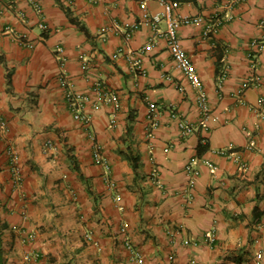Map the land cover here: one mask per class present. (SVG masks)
Wrapping results in <instances>:
<instances>
[{"label":"crops","instance_id":"0c3cea01","mask_svg":"<svg viewBox=\"0 0 264 264\" xmlns=\"http://www.w3.org/2000/svg\"><path fill=\"white\" fill-rule=\"evenodd\" d=\"M141 1L0 0V264H264V0L176 11L207 125L162 34L126 38Z\"/></svg>","mask_w":264,"mask_h":264},{"label":"built area","instance_id":"2783aa9c","mask_svg":"<svg viewBox=\"0 0 264 264\" xmlns=\"http://www.w3.org/2000/svg\"><path fill=\"white\" fill-rule=\"evenodd\" d=\"M157 1L163 8V11L152 13L149 10V2ZM183 3V0H142L140 2V6L142 9V13L140 16V19L136 22H134L132 25H130L129 30L126 31V38L130 39L133 36V33L137 30H139L142 27H148L152 28L156 31H158L162 36L165 38L167 42L168 49L176 63V65L182 70L185 77L198 89H200V93L198 95V104L200 109L203 111V123L207 125L209 120L211 119V113L209 112V105H208V97L207 94L202 91V81L201 77L199 76L196 67L194 65V62L186 49L181 44V41L179 39V32L178 27L180 25H193L198 24L202 21V18L200 16H191V15H176V11L180 8L181 4ZM163 20H166V28L164 30L160 29V24ZM42 27L45 29V26L42 25ZM212 27L206 31V33H209L211 31ZM153 44L149 43L147 45L148 48L152 47ZM64 61V60H63ZM226 76V70H223L220 78L223 79ZM64 85L66 83V80H63L62 82ZM257 84V81L254 79L253 81H247L244 87L255 85ZM95 93L99 96V100L101 102L107 103V104H118L119 102V96L116 91L112 90L111 88L107 87L102 82L96 83V86L94 87ZM69 97L72 99L73 94H68ZM78 101V96L76 97V100L72 101L73 103ZM79 102V101H78ZM76 103L73 105L74 110V118L84 123V125L89 128L91 123V118L88 115H85L81 112L80 106L81 104ZM261 102H263V99H261ZM157 105L154 103L150 104V115L149 117L153 120V124H157L159 112L157 111ZM179 126L183 129V131L187 134L191 131V128H189L182 120H179ZM8 131V124L6 120L0 116V132H7ZM90 137L92 138L94 145H93V151H94V159L96 162L107 165V160L104 157L102 153V146L100 143L97 142L95 136L93 133H89ZM46 145L50 148H53V143L51 141H47ZM12 151V150H11ZM15 164V161H14ZM190 172L196 176L198 174L197 168L193 166H188ZM212 236V235H210ZM187 242H190L189 240ZM128 246L130 244L128 243ZM25 260L27 264H33L34 259L33 255L31 253H27L25 256Z\"/></svg>","mask_w":264,"mask_h":264},{"label":"trees","instance_id":"16d2710c","mask_svg":"<svg viewBox=\"0 0 264 264\" xmlns=\"http://www.w3.org/2000/svg\"><path fill=\"white\" fill-rule=\"evenodd\" d=\"M199 151H201V147H200V150Z\"/></svg>","mask_w":264,"mask_h":264}]
</instances>
